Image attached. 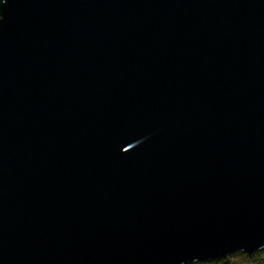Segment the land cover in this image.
<instances>
[{"label": "water", "instance_id": "water-1", "mask_svg": "<svg viewBox=\"0 0 264 264\" xmlns=\"http://www.w3.org/2000/svg\"><path fill=\"white\" fill-rule=\"evenodd\" d=\"M263 248L264 0H0V264Z\"/></svg>", "mask_w": 264, "mask_h": 264}, {"label": "trees", "instance_id": "trees-1", "mask_svg": "<svg viewBox=\"0 0 264 264\" xmlns=\"http://www.w3.org/2000/svg\"><path fill=\"white\" fill-rule=\"evenodd\" d=\"M193 264H264V248L251 255L238 252L224 259Z\"/></svg>", "mask_w": 264, "mask_h": 264}]
</instances>
